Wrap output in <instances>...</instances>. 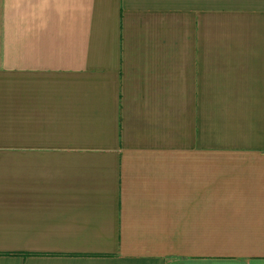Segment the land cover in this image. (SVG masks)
<instances>
[{
  "label": "crops",
  "instance_id": "crops-1",
  "mask_svg": "<svg viewBox=\"0 0 264 264\" xmlns=\"http://www.w3.org/2000/svg\"><path fill=\"white\" fill-rule=\"evenodd\" d=\"M0 264H264V0H0Z\"/></svg>",
  "mask_w": 264,
  "mask_h": 264
}]
</instances>
